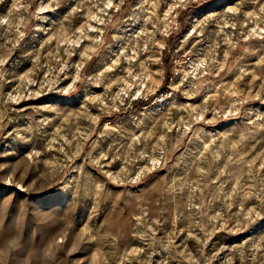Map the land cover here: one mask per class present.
I'll use <instances>...</instances> for the list:
<instances>
[{
  "label": "rangeland",
  "instance_id": "1",
  "mask_svg": "<svg viewBox=\"0 0 264 264\" xmlns=\"http://www.w3.org/2000/svg\"><path fill=\"white\" fill-rule=\"evenodd\" d=\"M0 264H264V0H0Z\"/></svg>",
  "mask_w": 264,
  "mask_h": 264
},
{
  "label": "built area",
  "instance_id": "2",
  "mask_svg": "<svg viewBox=\"0 0 264 264\" xmlns=\"http://www.w3.org/2000/svg\"><path fill=\"white\" fill-rule=\"evenodd\" d=\"M175 74H176V75H178V74H179V71H178V70H176Z\"/></svg>",
  "mask_w": 264,
  "mask_h": 264
},
{
  "label": "trees",
  "instance_id": "3",
  "mask_svg": "<svg viewBox=\"0 0 264 264\" xmlns=\"http://www.w3.org/2000/svg\"><path fill=\"white\" fill-rule=\"evenodd\" d=\"M167 81H168V79H167ZM139 103H141V102H138L136 105H138Z\"/></svg>",
  "mask_w": 264,
  "mask_h": 264
}]
</instances>
